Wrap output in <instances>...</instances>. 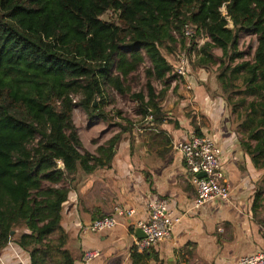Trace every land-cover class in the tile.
Segmentation results:
<instances>
[{"label": "trees", "instance_id": "1", "mask_svg": "<svg viewBox=\"0 0 264 264\" xmlns=\"http://www.w3.org/2000/svg\"><path fill=\"white\" fill-rule=\"evenodd\" d=\"M107 13L114 18L102 20ZM186 25L196 30L187 59L197 50L199 69L215 64L213 49L229 62L241 59L240 37L256 38L252 61L223 74L242 78L247 133L240 145L264 168V0H0V253L12 241L30 264H51L49 250L60 257L55 264H74L60 226L67 186L79 169L91 174L106 164L80 152L73 110L104 121L105 91L128 94L126 80L148 62L146 96L131 98L161 122L165 92L156 94L151 80L173 79L164 51L185 45ZM120 137L97 149L107 163ZM20 225L26 232L17 237Z\"/></svg>", "mask_w": 264, "mask_h": 264}, {"label": "crops", "instance_id": "2", "mask_svg": "<svg viewBox=\"0 0 264 264\" xmlns=\"http://www.w3.org/2000/svg\"><path fill=\"white\" fill-rule=\"evenodd\" d=\"M173 81L174 77L167 86L161 84L165 92L158 101L164 115L161 122L149 119L138 108V128L133 125L131 133L120 128L113 136L121 137L108 163L104 155L96 153L113 138L106 137V130L89 147L80 139V152L96 156L106 165L91 174L79 169L67 186L69 193L62 207L60 226L67 238L64 249L74 264H83L86 250L99 251L90 264H235L239 258L264 252V168L255 167L242 149L225 102L205 86L207 74L196 79L188 75L187 91L179 85H175V92L169 90ZM167 94L169 100L164 101ZM171 100L172 105L167 107ZM76 115L81 122V114ZM76 115L73 112V122ZM83 116L90 132L103 126L90 123ZM145 123L148 126L141 128ZM196 133L209 135L221 150L220 165L230 187L227 201H210L198 209L194 208L195 189L180 154L174 150L175 144L188 141ZM161 201L180 221L168 239L148 252H136L133 260L132 245L138 239L135 221L146 219L148 203ZM117 207L133 209L135 215L117 216ZM108 216L117 220L113 230L83 233L82 229L92 221Z\"/></svg>", "mask_w": 264, "mask_h": 264}, {"label": "built area", "instance_id": "3", "mask_svg": "<svg viewBox=\"0 0 264 264\" xmlns=\"http://www.w3.org/2000/svg\"><path fill=\"white\" fill-rule=\"evenodd\" d=\"M196 35V30L186 25L182 31V38L189 43ZM208 40V39H206ZM189 46V45H187ZM185 51L178 57L172 72L179 79H187L188 61ZM151 119V116L148 117ZM174 150L180 154L187 171L189 182L194 187L196 198L194 208L198 209L210 201L225 202L230 196V187L224 180L220 165L221 150L214 144L209 135H192L188 141L177 143ZM204 174V177H198ZM147 217L135 221V228L140 230L144 238L135 239L132 250L138 253L148 252L161 241L168 239L179 223L180 218L173 215L164 201L147 204ZM115 215L133 217V209H114ZM117 226L114 216L102 217L92 221L82 229L83 233L99 234L113 230ZM6 255L0 257V264H30L27 254L17 248L12 241H8ZM99 256L98 250H86L82 255V263L90 264ZM235 264H264V252L253 256L239 258Z\"/></svg>", "mask_w": 264, "mask_h": 264}, {"label": "rangeland", "instance_id": "4", "mask_svg": "<svg viewBox=\"0 0 264 264\" xmlns=\"http://www.w3.org/2000/svg\"><path fill=\"white\" fill-rule=\"evenodd\" d=\"M221 12L224 14L225 12L224 8L221 9ZM111 18H114V15L112 13H107L101 19L109 20ZM202 41L205 42V39L203 38ZM184 42L185 45H181L180 43L176 45V49L173 54H167L166 51H164V55H166L167 60L171 63V65H173V68L175 67L174 65H176L178 61L179 55L184 51L186 53L189 52L191 41H189V43L186 41ZM255 47H256V38L254 36L243 35L240 37L238 44V51L241 53L242 58L235 60L233 63L229 62L228 58L222 57V53L219 49L212 50V55L214 57L215 64L210 65L204 69H199L195 65V61L197 58L196 57L197 50L191 53V57L187 59V61H190L188 65L187 77L188 75L191 76L192 74V76H194L196 79L203 74L208 75V84L205 86L208 91H212L216 93L215 96L216 98H220L225 102L224 106L228 111L229 121L231 122V125L234 131L237 133L240 140H245L247 133L246 129L242 126V123L245 120L243 107L239 104L240 100L244 97L242 93L243 91L242 78L238 77L234 79V77H230L229 74H223V73L225 69L227 68L231 69L237 63H241L244 61L251 62L253 59ZM147 67H149L148 62H146L143 66L139 67L138 71L132 74L126 80L125 85L129 88L130 91L125 96L122 97L118 95L116 92L111 90L105 91L106 102L103 107H100L101 108L100 111H102L105 115V120L102 122L95 121L103 126L96 128L94 131L90 132V130L88 129L89 123L84 122V116H83L84 114L82 113V110L78 107L74 109L76 110L73 111L75 115L77 113H79V115L81 114V122L78 120V117L76 115L75 116L76 119L74 118V123L78 130L79 139H81L84 142L86 147H89L90 143L93 145L94 143L93 141H97L99 138H101L102 136V134L100 133L101 131L106 130L107 131L106 137H110V136L113 137L114 135L119 133L120 128L121 129L125 128L127 129L126 131H129L130 133L134 129L133 125H136V128H138V122L135 115L137 113L138 106L136 102L133 100V98H131V96L138 93H141L144 96H146L145 85L147 81L144 75V69ZM170 76L174 77L175 81L171 83L170 88H168L169 90L171 88L174 89L175 85L176 86L179 85V87L185 91L190 90V85H188L186 79L185 80L179 79L178 77L175 76L173 72L171 73ZM182 81L184 83H182ZM151 84L154 87L156 93H159L160 91L164 90L162 86L164 85L163 83L157 82L155 80H151ZM167 84H165L164 86H167ZM173 91L175 92V89ZM175 94L178 96L177 92ZM74 99L76 102H78L79 97H75ZM168 100L169 97L167 94L164 101H168ZM167 103H169L167 104V107L171 106L172 100ZM125 121H127V123L129 124H126ZM90 123H94V122H90ZM144 125H146V127L148 126L145 123L140 127L142 128ZM108 133H110L109 136ZM14 232H16V236L19 237L21 234H23L26 231L23 228V225H20L17 228H15ZM57 238L58 235L54 234L47 240V243L49 244L51 241L52 244L50 246L56 245ZM3 253H0V256H2ZM47 258L51 262V264H55L58 261L57 253L52 250L48 251Z\"/></svg>", "mask_w": 264, "mask_h": 264}, {"label": "water", "instance_id": "5", "mask_svg": "<svg viewBox=\"0 0 264 264\" xmlns=\"http://www.w3.org/2000/svg\"><path fill=\"white\" fill-rule=\"evenodd\" d=\"M94 105H95V103H94ZM198 177L202 178V177H204V174H199ZM135 234H136L138 239L144 238L143 233L138 229L136 230Z\"/></svg>", "mask_w": 264, "mask_h": 264}]
</instances>
